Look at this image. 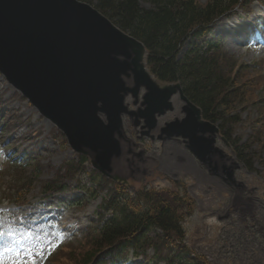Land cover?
I'll list each match as a JSON object with an SVG mask.
<instances>
[{
    "label": "rangeland",
    "instance_id": "1",
    "mask_svg": "<svg viewBox=\"0 0 264 264\" xmlns=\"http://www.w3.org/2000/svg\"><path fill=\"white\" fill-rule=\"evenodd\" d=\"M197 1L205 4L209 0ZM141 4L150 8L147 3ZM91 5L95 7V3ZM251 9L253 14L248 19L231 14L220 18L211 34L199 43L216 42L239 64L247 65L242 72L243 82L253 92L250 100L260 101L264 100V7L255 3ZM189 42L181 49V57L189 50ZM127 83L132 85V79ZM0 96L4 112V119L0 118V177L5 174L9 181L13 175L34 182L20 201L16 199V192L8 193L2 187L0 190V247L16 249L23 264H33V261L53 264L56 258L51 262L50 257L57 246L80 238L81 232L101 212L99 207L105 192L98 186L102 182L118 186L127 195L146 191L173 194L181 206L179 214L186 231V245L192 252L208 256L213 264H264V102L262 107L242 110L241 123L234 127L231 137L239 143L238 149L213 124L218 129L213 148L218 152L211 156L213 164L219 166L220 176H226L224 167L239 166L234 170L236 184L232 186L210 173L183 140L152 144L147 139L141 140L139 146L147 153L146 163H137L141 173L134 174L126 160L127 144L121 141L124 155L114 160L113 175L128 180L126 185L111 184L114 182L102 177L93 168V153L89 151L83 155L87 160L84 170L77 178L66 181L70 189L61 195H49L44 193L46 182L58 174L63 178L65 166H78L80 155L70 148L65 135L1 74ZM127 101L133 109L132 99L129 97ZM183 104L178 97L174 98L175 110L160 117L159 125L182 118ZM6 126L10 131L3 139L1 132L6 131ZM124 127L128 137L133 136L132 140L138 142L129 119H125ZM259 136L260 142L251 141ZM245 149L244 153L253 158L252 170L238 158V153ZM17 163L24 169L17 170ZM3 195H10L18 204H3Z\"/></svg>",
    "mask_w": 264,
    "mask_h": 264
},
{
    "label": "water",
    "instance_id": "2",
    "mask_svg": "<svg viewBox=\"0 0 264 264\" xmlns=\"http://www.w3.org/2000/svg\"><path fill=\"white\" fill-rule=\"evenodd\" d=\"M147 54L143 43L79 0H0V73L65 134L73 151L93 153L91 163L101 174L127 184L112 174L113 159L122 154L123 116L135 117V126L143 119L149 135L179 93L185 117L167 123L159 138L184 139L208 171L220 176L212 161L218 129L202 119L180 84L162 86L153 78ZM131 78L128 87L125 79ZM141 88L144 108L130 112L126 98L131 95L136 104ZM237 168L224 167L226 176L220 177L236 184Z\"/></svg>",
    "mask_w": 264,
    "mask_h": 264
},
{
    "label": "trees",
    "instance_id": "3",
    "mask_svg": "<svg viewBox=\"0 0 264 264\" xmlns=\"http://www.w3.org/2000/svg\"><path fill=\"white\" fill-rule=\"evenodd\" d=\"M255 1L209 0L200 4L197 0H85L90 5L95 3L114 25L143 43L148 51L147 67L154 77L161 83L180 84L185 96L201 109L203 118L218 125L236 149L239 143L231 137L234 127L241 123L242 110L262 107L264 100H250L253 92L242 76L247 65L239 64L216 42H199L210 35L220 17L241 11L245 14ZM142 2L150 8H144ZM188 41L189 50L181 57ZM1 102L0 96V106ZM251 141L260 142L261 136ZM246 149L238 153V158L252 170L253 158L244 153ZM78 159V166H65L63 178L58 174L47 181L44 193L69 190L66 181L77 178L87 162L84 157ZM8 184V192H16L20 201L34 182L13 177ZM104 184L98 186L105 196L97 223L84 232L82 239L64 247L53 264H126L130 253L152 264H213L208 256L192 252L186 245L181 206L173 194L146 191L133 196L118 186Z\"/></svg>",
    "mask_w": 264,
    "mask_h": 264
},
{
    "label": "flooded vegetation",
    "instance_id": "4",
    "mask_svg": "<svg viewBox=\"0 0 264 264\" xmlns=\"http://www.w3.org/2000/svg\"><path fill=\"white\" fill-rule=\"evenodd\" d=\"M177 97L180 99V96H177ZM173 105H174V99H173ZM140 108H141V105L138 104L136 109L139 110ZM174 110H175V107H174ZM166 115H164V116H166ZM182 115H183V106H182ZM182 118H183V116H182ZM176 119H181V118L176 117L174 120H176ZM159 121H160V119H158V124H157L156 129L152 131V134H151L152 137L142 136L141 133L144 132V130H142L141 127H138V128L134 129V133L136 135L138 142L137 141L135 142L132 140L133 136L130 138L127 137L123 141L124 143L127 144V158H126V160L129 163L130 168L133 167L132 168L133 174L134 173H141L140 169L137 167V163H146V160L144 159V157L147 155V153L143 148L139 147L141 140L149 139L152 142V144H156V142H160L162 144H165V143H170L173 141H181V140H171V141L170 140H161V141L158 140L161 128H163V126L168 123V122H166V123H164L163 126H160ZM123 155H124V152H123L122 156L120 158H118L117 160H120L123 157ZM130 177L133 178L132 176H130Z\"/></svg>",
    "mask_w": 264,
    "mask_h": 264
},
{
    "label": "snow or ice",
    "instance_id": "5",
    "mask_svg": "<svg viewBox=\"0 0 264 264\" xmlns=\"http://www.w3.org/2000/svg\"><path fill=\"white\" fill-rule=\"evenodd\" d=\"M19 255V252L12 247H0V264H5V261H8L9 264H23V261L19 259ZM33 264H35V261H33Z\"/></svg>",
    "mask_w": 264,
    "mask_h": 264
},
{
    "label": "bare ground",
    "instance_id": "6",
    "mask_svg": "<svg viewBox=\"0 0 264 264\" xmlns=\"http://www.w3.org/2000/svg\"><path fill=\"white\" fill-rule=\"evenodd\" d=\"M226 25H227V24H226ZM227 26L229 27V26H231V25H227ZM228 27L224 26V28H226V29H227ZM229 28H230V27H229ZM227 31H228V30H227ZM228 32H229V31H228ZM228 32H227V33H228Z\"/></svg>",
    "mask_w": 264,
    "mask_h": 264
}]
</instances>
